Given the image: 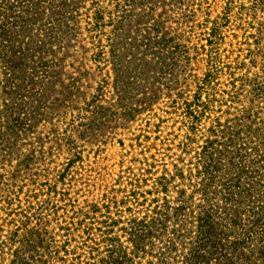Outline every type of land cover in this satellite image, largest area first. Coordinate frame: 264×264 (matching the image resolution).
<instances>
[{"label": "trees", "instance_id": "1", "mask_svg": "<svg viewBox=\"0 0 264 264\" xmlns=\"http://www.w3.org/2000/svg\"><path fill=\"white\" fill-rule=\"evenodd\" d=\"M124 1L127 8L115 1L118 14L112 10L104 17L100 0H0V161L22 147L19 133L33 127L37 108H63L61 118L76 109L85 126L94 109H103L96 104L107 90L120 102L119 88L135 86L139 77L149 73L159 82L164 58L179 61L184 74L181 89L167 91L171 102L150 136L111 139L116 153L110 158L120 169L117 192L133 166L140 171L130 183L131 197H116L112 205L93 202L88 209L70 204L52 227L50 200L43 201L45 216L14 219L22 190L10 183L13 175L0 179V264H264V0H170L171 6L186 5L184 22L173 32L164 31L160 15H139L136 0ZM88 2L96 22L112 27L108 45L94 47V61L107 73L96 82V95H89L92 102L85 97L83 105L69 106L73 94L50 102L43 94L52 83L43 63L44 39L60 37L75 21L70 14ZM130 17L139 23L137 38L120 27ZM47 25L53 27L45 30ZM134 45L156 61V72L139 70ZM224 71L228 79L221 83ZM161 96L153 95L154 103ZM152 104L147 99L135 111ZM123 114L134 118L131 109ZM169 123L174 129L165 137ZM76 128L68 122L67 136L59 137L70 152L55 170L64 190L85 159L100 154L78 151L67 134ZM47 186L48 195L59 194ZM54 240L57 246L48 244Z\"/></svg>", "mask_w": 264, "mask_h": 264}, {"label": "rangeland", "instance_id": "2", "mask_svg": "<svg viewBox=\"0 0 264 264\" xmlns=\"http://www.w3.org/2000/svg\"><path fill=\"white\" fill-rule=\"evenodd\" d=\"M115 1H119L121 6L127 8L124 0H100L101 6L106 9L102 10L104 17L109 15L107 13L112 10L117 13V9L112 6L116 5L117 2ZM136 1L134 8L139 15L151 13L160 15L165 32H173L179 28L177 23L182 24L184 22L183 16L186 14V5L171 6L174 3L170 0H166V2L165 0ZM70 15L75 17L76 22H68L66 27L63 28V32H60V37L50 36L44 39L43 47L47 49V53L43 63L47 64L44 68H47V74H49L47 79L52 83L45 89L43 94L50 102L56 98L62 99L65 95L73 94L76 98L71 97V101L67 104L72 106L73 103L83 105L84 102L79 100L85 97L87 102L93 101V97L89 95H96L94 90L98 85L96 82L101 81L102 76L107 73V70H105L101 74L100 69L103 64L100 68L97 67L98 64L94 61L97 50L94 47L108 45L107 39L110 36L112 27L108 24V21L100 22V25L96 22L95 7L90 2L76 9ZM168 16L171 18H167ZM134 20L135 17H130L120 27L125 35L129 31L131 37L137 38L136 29L139 27V23L134 22ZM52 27V25H47L45 30ZM130 27L133 28L130 30ZM68 44L70 45L69 48H67ZM134 46L133 55L136 54V63L140 66L139 70L147 71L155 68L153 71L156 72V67H159L153 66L156 61L151 57L140 54L144 47ZM164 60L166 64L160 66L162 72L158 74L159 82L156 83L154 76L149 73L145 74L144 77H139L135 86H122V88H119L120 102L118 98L113 99L112 93H108L107 90L104 100L96 104L103 109L101 111L94 109L92 117L83 121L85 126L79 125L81 115L76 109H70L68 115L64 118L60 117L63 108L56 109L53 107L51 110L37 108L33 112L31 117L33 127L23 134L19 133V138L22 139V143L20 142L19 145L22 147L16 149L9 159L0 161V179L3 177L8 181V178L13 175L10 183H16L14 187L16 191L22 190L21 200L15 201L16 203L14 202L12 208L14 219L24 220V216H28L37 220L41 216H45V214L41 215L43 208H45L43 201L50 200L51 210L47 212L44 209V211L47 214V221H50L51 225H49L56 227V220L62 217L66 211H70V204L75 203L78 210L88 209L93 202L111 203L112 205L116 197L117 199L123 196L131 197L132 186H130V183H132V179L140 177V171L137 170V166H133L132 172L126 174L124 185L121 186L122 189L120 190L122 192H117L120 186H117L114 180L117 179L120 169L113 166L110 158L111 155L116 153L111 139L136 140V138L150 136L149 131L154 129L153 125L157 124L159 119L165 115L164 111L167 110L168 104L171 102L166 93L171 89L174 90L173 93H175V89H181L184 74L181 73L183 67L180 70L178 69L179 61L170 60L169 58H164ZM158 71L160 70L158 69ZM227 79L228 76L224 71L219 80L223 83ZM159 94L162 95V98L154 103L155 96L153 97V95L159 96ZM147 99L148 102H153V104L142 113L135 111L137 107L141 108L147 104ZM126 108L131 109L133 119H126L125 114H123ZM110 112L113 113L111 117ZM73 121L76 122L78 128L67 134L72 136L73 140H76L77 145H80L81 148L78 151L84 153L85 156L97 151L100 154L98 158L90 156L85 159L84 169L78 171V175L64 190L62 184L57 183L58 178L55 170L56 166L59 165L58 163L64 162L70 152L66 141H60L59 137L67 136L63 132L68 128V122ZM164 128L162 135L165 137L174 129L172 123L167 124ZM83 131H85L84 134H82ZM167 160L170 161L169 158ZM51 161H53V164L49 168L43 166L45 163L50 164ZM127 165L132 164L127 163ZM100 169H103L104 172ZM99 173L102 174V177L99 176ZM154 183L155 180L151 179L148 185L154 187ZM47 185L53 187V193L56 191L54 188H57L59 194L57 196L48 195L51 189H48ZM113 191L116 192L113 193ZM19 206H21V209ZM2 207L1 203L0 208ZM0 214H3L1 209ZM41 229L48 228L42 227ZM57 232V230H54L55 235ZM49 237L50 235L47 236L46 240ZM22 240L24 241L23 235L19 241ZM55 240L59 241L60 238L56 237ZM55 240L47 242L50 245L57 246Z\"/></svg>", "mask_w": 264, "mask_h": 264}]
</instances>
